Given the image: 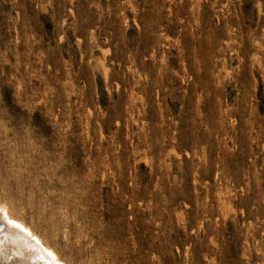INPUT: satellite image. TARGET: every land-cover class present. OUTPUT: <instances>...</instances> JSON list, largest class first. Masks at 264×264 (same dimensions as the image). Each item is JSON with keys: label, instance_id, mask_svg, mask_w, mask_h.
<instances>
[{"label": "rangeland", "instance_id": "rangeland-1", "mask_svg": "<svg viewBox=\"0 0 264 264\" xmlns=\"http://www.w3.org/2000/svg\"><path fill=\"white\" fill-rule=\"evenodd\" d=\"M0 202L67 264H264V0H0Z\"/></svg>", "mask_w": 264, "mask_h": 264}, {"label": "bare ground", "instance_id": "bare-ground-1", "mask_svg": "<svg viewBox=\"0 0 264 264\" xmlns=\"http://www.w3.org/2000/svg\"><path fill=\"white\" fill-rule=\"evenodd\" d=\"M55 119H56V117H55ZM63 138H64V136H63ZM63 148H64V145H63ZM59 150L60 149H58V152H59ZM22 160H24V159H22ZM25 161H26V159H25ZM31 162H30V164H31ZM51 162H53V161H51ZM27 163H29V162H27ZM23 165H24V162H23ZM30 167H32V166H30ZM29 174H31V172ZM27 177H28V175H27ZM50 183H51V181H50ZM57 198H59V197H57ZM8 221H11L14 224L19 225V228L12 227L8 223ZM0 228L3 229V231H0V235L4 236L6 240L11 239V241H12V243H10V244L6 243L4 245L3 257L0 258V264H33V260L29 259V257L31 255H33V253H30L28 251L29 246L31 247V249L34 250L35 255H38L41 257H47L48 253H52L55 264H67L49 244H47L29 225L24 223L23 220H21L17 216H14L12 214L9 206L5 203H2V202H0ZM42 264H48L47 260L42 261Z\"/></svg>", "mask_w": 264, "mask_h": 264}, {"label": "snow or ice", "instance_id": "snow-or-ice-1", "mask_svg": "<svg viewBox=\"0 0 264 264\" xmlns=\"http://www.w3.org/2000/svg\"><path fill=\"white\" fill-rule=\"evenodd\" d=\"M8 223L14 227V228H19V225L14 224L11 221H8ZM0 231H3L2 228H0ZM10 244L12 243L11 239L6 240L4 236L0 235V258L3 257V247L5 244ZM28 251L30 253H33V255H31L29 257V259L33 260V264H42V261L47 260L48 264H55L54 259H53V254L52 253H48L47 257H41L38 255H35V252L33 249H31V247H28Z\"/></svg>", "mask_w": 264, "mask_h": 264}]
</instances>
